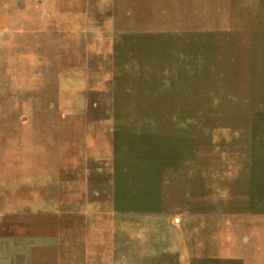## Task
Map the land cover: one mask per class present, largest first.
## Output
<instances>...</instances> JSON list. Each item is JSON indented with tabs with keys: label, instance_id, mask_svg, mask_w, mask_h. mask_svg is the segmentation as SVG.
I'll return each mask as SVG.
<instances>
[{
	"label": "rangeland",
	"instance_id": "rangeland-1",
	"mask_svg": "<svg viewBox=\"0 0 264 264\" xmlns=\"http://www.w3.org/2000/svg\"><path fill=\"white\" fill-rule=\"evenodd\" d=\"M0 264H264V0H0Z\"/></svg>",
	"mask_w": 264,
	"mask_h": 264
},
{
	"label": "crops",
	"instance_id": "crops-1",
	"mask_svg": "<svg viewBox=\"0 0 264 264\" xmlns=\"http://www.w3.org/2000/svg\"><path fill=\"white\" fill-rule=\"evenodd\" d=\"M251 141H252V140H250V142H251ZM250 149L252 150L251 152H254V151H253V142H251Z\"/></svg>",
	"mask_w": 264,
	"mask_h": 264
}]
</instances>
